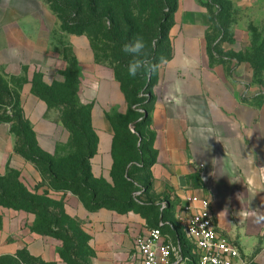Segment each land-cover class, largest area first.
Returning <instances> with one entry per match:
<instances>
[{"label": "crops", "instance_id": "1", "mask_svg": "<svg viewBox=\"0 0 264 264\" xmlns=\"http://www.w3.org/2000/svg\"><path fill=\"white\" fill-rule=\"evenodd\" d=\"M208 15L197 0H182L170 17V56L156 73L143 116L149 158L136 164L146 176L136 183L141 209L88 211L71 192H58L54 198L62 200L64 213L77 219L89 237V264H138L136 239L160 223L163 239L176 249L169 264H195L196 250L185 229L202 201L209 202L218 233L238 248L234 264H264V220L257 216L264 213V114L247 97L244 77L231 78L223 65L211 64L207 47L213 24ZM67 58L78 69L77 98L90 107V126L97 137L89 172L112 187L117 135L109 115L129 110L113 68L96 62L86 34L64 32L44 0H0V64L9 74L25 77L22 110L38 147L49 155L70 134L61 122L47 117V104L32 93L31 81L39 75L47 86L63 83ZM207 127L214 136L206 141ZM10 129L0 123V174L12 168L31 184L38 174L15 152ZM188 197L194 198L190 212L185 210ZM29 216L0 207V254L25 249L42 261L66 264L58 253L61 241L31 233L23 222Z\"/></svg>", "mask_w": 264, "mask_h": 264}, {"label": "rangeland", "instance_id": "2", "mask_svg": "<svg viewBox=\"0 0 264 264\" xmlns=\"http://www.w3.org/2000/svg\"><path fill=\"white\" fill-rule=\"evenodd\" d=\"M44 1L51 9L60 13L62 24L71 17L73 19L67 24L72 30H76L77 27L84 29L83 33L91 40L96 62L113 68L131 102L136 103V111L142 113L149 109V104L146 103L150 98V88L158 69L163 64L160 62L161 58L165 60L169 52L167 39L169 20L182 0H60L58 3L55 0ZM197 1L207 6L208 17L213 24L212 36L207 47L211 64L223 65L231 78L244 77L247 81L245 85L247 97L264 114V0ZM163 21L167 23L165 22L163 29L158 31L157 25ZM137 36H142L146 42L143 53L145 63L157 67L154 71L145 70L132 77L127 71V65L132 57L125 54L122 48ZM65 42L63 38L61 40L63 50ZM65 55L69 56V53L66 51ZM66 65H70L69 58ZM68 73L72 85L56 88L51 93V107L47 117L62 122L66 130L71 129L73 123L78 132H82L86 137L83 140L87 141L85 143L83 140L81 142L69 139L57 147L54 156L47 157L37 146L35 135L22 110L20 90L25 77L22 73L9 74L0 64V117L9 116L12 119L8 124L14 131L11 133L15 139L14 149L38 174L33 183L28 185L20 177L19 179L30 192L46 194L49 199L55 198L58 193L54 191L56 188L64 186L62 181L73 183V188H76L80 181L89 175L87 164L85 161L80 162V157L85 147L87 150L90 149L93 138L86 128L87 110L79 112L75 104L78 75L72 64ZM140 120L141 117H138L134 122L137 124ZM141 131L146 137L145 126ZM53 176L56 180H53ZM143 177H146L144 173H132L135 183ZM86 186L98 191L100 196H118V192L111 190L102 181L99 183L87 181L80 187ZM63 211L62 204L59 208L49 206V212L58 218ZM27 215H30L31 219L29 222L28 219L23 222L29 229L35 221V216L31 213ZM59 220L62 223L61 228L67 229L71 237V242H67L66 248H74L76 262L89 264L92 252L86 237L80 235L81 224L79 226L77 223L72 224L65 218ZM2 256L5 254H0V257ZM20 259L23 260V264H46L39 258L29 257L25 250H22Z\"/></svg>", "mask_w": 264, "mask_h": 264}, {"label": "trees", "instance_id": "3", "mask_svg": "<svg viewBox=\"0 0 264 264\" xmlns=\"http://www.w3.org/2000/svg\"><path fill=\"white\" fill-rule=\"evenodd\" d=\"M55 1L57 3L60 2V0H55ZM51 10L59 18L60 13L56 12L54 9H51ZM109 10L110 8L107 10V12ZM72 19L73 18L71 17L68 18L64 22V24H62L61 22L62 30L69 34L73 33L74 35L85 34L83 33L84 29H82L81 27L80 28L77 27L76 30H72L70 25L67 24ZM170 21L171 19L169 20V25H170ZM165 22L167 23V21H163L157 25L158 31H161L163 29ZM167 39H168V36H167ZM169 56H170V46H169V52L165 60H167ZM71 64L76 69L77 75L79 78L78 69L75 63L72 62V60H70V65H68L64 71L65 81L63 83H54L51 86H47L43 84L39 75L33 76L32 81H31L32 93L36 95L37 97L41 98L43 101H45V103L47 104L48 110L51 107V98H52L51 93L54 92L56 88H60L63 86L71 87L72 83L69 79V73H68V70ZM77 85H78V79L76 81V86H75V91H76L75 92V102H76L75 104L77 105L79 112H81L82 110H87V121H86L87 127L86 128L93 138V143L90 142V149L87 150V147L83 145L85 149H84V152L82 153V156L80 157V162H84V161L86 162L89 175L83 178L80 181V185L76 188H73V183L62 181L64 186L56 188L54 191L55 192H68V191L71 192L72 194H74L75 196L79 198V200L82 202V204L88 211H96L100 208L115 210L121 213H125L131 210L139 211L141 209L140 205L135 200V192L138 190V186L133 181L132 173L139 172L141 170L136 164L144 163V158L146 155H147L146 157L149 158L148 156L149 153L147 151H144L146 141H144L143 139L144 135L141 131V128L146 125V118H143V115L144 113H147L149 109H145L142 113L140 112L138 113L136 111V103L131 102L130 100L131 98L128 96L123 84L121 83L127 103L129 105V110L124 115L118 114L115 112L109 115V119L112 122L116 135H117L115 137V142L113 146L114 165H113L112 172H111L113 186L111 187L109 184H107L102 179L93 178V176L89 172L88 159L96 151L97 137L93 129L90 126V121H89L90 107L81 105L78 101ZM146 104L150 105V98ZM138 117H141V120L136 124L134 120ZM11 121L12 119L9 116L0 117V123H9ZM27 123L30 125L28 120H27ZM71 126L72 128L67 130L70 134L69 139L73 138V140L82 142L83 138H86L84 134L82 132L79 133L78 128H76L73 123L71 124ZM130 126L133 132L131 131ZM10 132L14 133L13 127H11ZM33 135H35L34 132H33ZM140 138H141V142L138 144V141ZM83 141L86 143L87 139H84ZM41 152L47 157L54 156V155L46 154L42 150ZM25 159H28V157H25ZM19 177H20L19 172L12 168H7L3 174H0V207L12 209L14 211H23V212L33 214L35 216V221H33L31 226L29 227V231L39 236H49V237H53V238L60 240L62 243V247L58 251L60 258L66 264H82L80 262L75 261L74 248L73 247L66 248L67 242L68 243L71 242V237L67 229L61 228L62 223H61V220L59 219L65 218L72 224L77 223L78 226L80 222L77 219L67 216L64 213V211H63V214L60 215V218L50 213L49 206L59 208L61 207V204L63 205L62 200L49 199L46 196V194L38 195L36 193L30 192L24 186V184L20 181ZM53 180H56L55 176H53ZM87 181H90L92 183H99L102 181L111 190L118 192V196H112V195L111 196H100L98 191H95L94 189H90L88 186L81 188L80 186L82 184H86ZM63 210H64V205H63ZM79 231H80V235H82L83 237H86V239L89 240V237L82 231L81 227H79ZM22 250H25V249L18 250L15 254H12V255L7 254L5 256L0 257V264H23L24 263L23 260L20 259ZM29 257L34 258L30 255ZM34 259H37V258H34ZM43 262L46 264H54L51 262H45V261Z\"/></svg>", "mask_w": 264, "mask_h": 264}, {"label": "built area", "instance_id": "4", "mask_svg": "<svg viewBox=\"0 0 264 264\" xmlns=\"http://www.w3.org/2000/svg\"><path fill=\"white\" fill-rule=\"evenodd\" d=\"M193 200V197L186 199V211H191ZM160 225L136 239L138 264H169L170 255L176 252L163 239ZM185 233L196 250L195 264H234L239 258L238 248L216 230L208 201H202L201 207L190 215Z\"/></svg>", "mask_w": 264, "mask_h": 264}, {"label": "clouds", "instance_id": "5", "mask_svg": "<svg viewBox=\"0 0 264 264\" xmlns=\"http://www.w3.org/2000/svg\"><path fill=\"white\" fill-rule=\"evenodd\" d=\"M146 48V42L142 36H137L130 43H126L123 45L122 51L132 57L129 64L127 65L128 74L132 77H136L139 73L145 70L154 71L157 67L156 65H148L145 63L143 58V53ZM134 54V55H133ZM161 63L164 62V58H161ZM179 103V102H177ZM207 132L205 140L207 141L209 137L213 135V129L211 127H207L204 129ZM257 216L259 219L264 220V213H258Z\"/></svg>", "mask_w": 264, "mask_h": 264}, {"label": "water", "instance_id": "6", "mask_svg": "<svg viewBox=\"0 0 264 264\" xmlns=\"http://www.w3.org/2000/svg\"><path fill=\"white\" fill-rule=\"evenodd\" d=\"M147 114L146 113H144V116H146Z\"/></svg>", "mask_w": 264, "mask_h": 264}]
</instances>
